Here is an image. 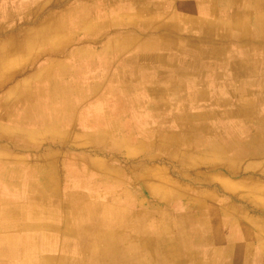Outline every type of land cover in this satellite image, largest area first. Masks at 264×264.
<instances>
[{"label": "crops", "instance_id": "obj_1", "mask_svg": "<svg viewBox=\"0 0 264 264\" xmlns=\"http://www.w3.org/2000/svg\"><path fill=\"white\" fill-rule=\"evenodd\" d=\"M34 1L47 66L66 70L52 79L84 93L48 120L71 151L4 199L28 208V259L264 264V0Z\"/></svg>", "mask_w": 264, "mask_h": 264}, {"label": "rangeland", "instance_id": "obj_2", "mask_svg": "<svg viewBox=\"0 0 264 264\" xmlns=\"http://www.w3.org/2000/svg\"><path fill=\"white\" fill-rule=\"evenodd\" d=\"M14 4L19 3H17V0H0V56L3 57L5 55L0 62V100L7 97V102L4 99L0 102V238L7 234V230L2 229L4 225H2L1 220L7 222L4 218L7 217V212L11 211L13 214L10 216L8 234H13L15 235L14 237L17 236L13 240L16 245L28 250L27 244H23L22 239H20L21 229L18 228L19 224L24 222L22 219L26 218V210L28 208H21L19 205H4V199L6 196H11L16 192L18 194H21L22 190L24 192L22 185H24L23 182L27 183L28 179L21 180V178L31 168V161H41L40 156L47 158L49 155L46 156L45 154L48 152H50L49 154H53L54 152L56 155L57 153L67 155L71 151L69 147L71 140L67 127L60 128L62 129L60 131H55L54 129L56 128L41 124L40 127L34 126L35 128L28 130L27 122L18 123L14 122V119H3V114H7L5 117L9 116L13 118L17 115H23L25 119L27 118L23 112L28 105L27 100L24 98L28 91L32 92V100H36V105L53 106L55 103H58V101H53L52 97L49 96L51 93L49 91L50 88L57 87V80L55 83L51 80H53V77L58 76L60 71H66L65 69H55L47 66V55L50 56L53 53L48 51L43 52V50H50L51 46L48 45V42H43L40 36V38L37 36V32L43 27L41 6L34 0L30 4H23L22 6L16 5L15 7ZM66 6H61V9H64ZM25 9L27 10L24 12V16L21 13L19 14V12ZM37 10L41 11L42 15L35 16ZM31 39H40V43L36 47L29 49L26 42ZM50 43L53 44L52 40ZM59 44L57 43V45ZM24 81H30L28 83L31 86L29 89L28 85L26 87L25 85H20ZM16 85H19L17 89L15 88ZM72 87L74 86L72 85ZM14 89H16L15 92ZM69 99L68 95L61 101L69 104ZM5 102L6 106H4ZM57 105L60 106L61 104ZM68 108H65L62 112H67ZM71 135L74 137V134ZM84 140L83 138H77L76 143L73 141V146L71 147L74 149L77 146V151L84 149ZM93 152L96 153L95 151ZM102 153L97 151V155H101ZM39 161L38 164H35L38 172L44 170H47V172L51 171L52 165H46ZM25 177H28V175H25ZM52 183L55 185L57 181L53 180ZM16 211L18 213L14 214ZM20 217L23 218L21 219ZM1 245L3 246V244ZM42 247L39 246V248ZM48 247L49 245L44 246V248ZM37 255L34 254L33 261H30V263H36ZM17 263L22 264L19 258L12 255H1L0 253V264Z\"/></svg>", "mask_w": 264, "mask_h": 264}, {"label": "bare ground", "instance_id": "obj_3", "mask_svg": "<svg viewBox=\"0 0 264 264\" xmlns=\"http://www.w3.org/2000/svg\"><path fill=\"white\" fill-rule=\"evenodd\" d=\"M26 0H17V2L19 3V4H14V6L16 7V5L17 6H22L23 4H24V2H25ZM66 1V0H65ZM111 1V0H110ZM114 1V0H113ZM115 2V1H114ZM130 3H131V1H130ZM186 3V2H185ZM148 4H149V2H148ZM152 4H154V3H152ZM195 4V3H194ZM128 5V4H127ZM131 5V4H130ZM129 5V6H130ZM127 7V6H126ZM130 8V7H129ZM135 9V8H134ZM27 9H25V10H23V11H21V12H19V14L21 13V14H23V16H24V12L26 11ZM215 10V9H214ZM141 11V10H140ZM36 15L35 16H37V15H40V13H39V11L37 10L36 11ZM26 15H27V13H26ZM212 15V14H211ZM140 19V18H139ZM44 27V26H43ZM41 28V30L43 31L44 30V28H49V27H51V26H45L44 28ZM163 31V30H162ZM50 33V32H49ZM160 33V32H159ZM50 34H52V32L50 33ZM144 34V33H143ZM37 36L39 37L40 36V33L39 32H37ZM186 36V35H185ZM40 38V37H39ZM54 39V38H53ZM40 39H31V40H29L28 42H26V45L28 46V48L29 49H31V47H36L40 42ZM230 44H231V42H230ZM205 46H207V45H205ZM199 48H200V46H199ZM208 48V47H207ZM57 49H59V46L57 47ZM183 50V49H182ZM5 57V55H3V57L2 56H0V62L2 61V59ZM5 60V59H4ZM3 60V61H4ZM58 64H60V63H57V67H58ZM0 65H1V63H0ZM144 71V70H143ZM146 71V70H145ZM128 72V71H127ZM147 72V71H146ZM142 73H140V75H141ZM64 75V72L63 71H61V73L59 74V76H61V77H64L63 76ZM148 75V74H147ZM138 76V75H137ZM58 77V76H57ZM141 77V76H140ZM162 77V76H161ZM175 78V77H174ZM232 79V78H231ZM238 79H240V78H238ZM159 80V79H158ZM164 80V79H163ZM201 80H202V78H201ZM235 80V79H234ZM51 81H53L54 83H55V81L56 80H51ZM71 81L72 80H57V87H55V88H50V90L49 91H51V93L49 94V96L50 97H52V100L53 101H58V103H55L53 106H50V105H45V106H43V105H40V104H38V105H36V100H32V92L31 91H28L27 92V94H26V97H24L26 100H27V102H28V105L26 106V108L24 109V115H26L27 117H32L35 113H37L38 114V116H40V118H39V122H41L40 124H44V125H49L48 123H49V121L48 120H54V119H56L55 117H53L54 115H57V114H60V112H62V111H64L65 110V108L67 109L68 108V103H66L65 101H61L63 98H65L66 96H68V95H70V96H73V95H76V96H78V94H80V96H82V94L84 93V90L83 89H80V88H76L75 89V87H72V84H71ZM143 81V80H142ZM197 81V80H196ZM239 81V80H238ZM148 82V81H147ZM184 82V81H183ZM186 82V81H185ZM28 83H30V81H24L22 84H20V85H25V87L28 85V89L31 87ZM153 83H155V82H153ZM148 84H150V83H148ZM215 84V83H214ZM237 84V83H236ZM223 85V84H222ZM239 85V84H238ZM19 85H16L15 86V88L17 89V87H18ZM150 86V85H149ZM166 86V85H165ZM215 86V85H214ZM166 88V87H165ZM16 89H14V92L16 91ZM148 89V88H147ZM216 89V88H215ZM227 89V88H226ZM239 89H241V88H239ZM238 89V90H239ZM192 90V89H191ZM195 90V89H194ZM213 90V89H212ZM233 90V89H232ZM236 90V89H235ZM242 90H243V88H242ZM172 91V90H171ZM216 91V90H215ZM241 91V90H240ZM13 92V93H14ZM12 93V94H13ZM215 93V92H214ZM12 94H10V95H12ZM9 95V96H10ZM239 95V94H238ZM211 97V96H210ZM5 100L6 101V99H7V97L6 98H2L1 100H0V102H2V100ZM25 99H23V100H25ZM60 101V102H59ZM7 102V101H6ZM6 102H5V104H4V106H6ZM228 103V102H227ZM57 104H61L62 105V107H61V105L59 106V105H57ZM115 104V103H114ZM101 107H102V105H100ZM213 106V105H212ZM193 107V106H192ZM8 108V107H7ZM61 108H63L62 110H61ZM112 109V108H111ZM114 109V108H113ZM217 109V108H216ZM220 109V108H219ZM236 109V108H235ZM191 110V109H190ZM218 110V109H217ZM100 111V110H99ZM175 111V110H174ZM217 113V112H216ZM228 113V112H227ZM232 113V112H231ZM217 115V114H216ZM229 115V114H228ZM5 116H7V114H3V119H5V120H9V119H14V118H12V117H5ZM225 117V116H224ZM135 118V117H134ZM221 118V117H220ZM212 119H215V118H212ZM24 120V119H23ZM23 120H15L14 119V122H18V123H22L23 122ZM198 121H200V120H198ZM31 121H28V123H30ZM179 122H181V121H179ZM216 122V121H215ZM209 123V122H208ZM191 124V123H190ZM55 126V125H54ZM217 127V126H216ZM151 128V127H150ZM154 128V127H153ZM156 129V128H155ZM152 131V130H151ZM150 136V135H149ZM44 145V144H43ZM56 147V146H55ZM70 147V146H69ZM81 150V149H80ZM17 151V150H16ZM90 151V150H89ZM88 152V151H87ZM105 154V153H104ZM158 159V158H157ZM121 160V159H120ZM152 162V161H151ZM73 170V169H72ZM75 170V169H74ZM73 170V171H74ZM78 170V169H77ZM76 171V170H75ZM80 174H82V172L80 173ZM68 177V176H67ZM77 177V176H76ZM215 183V182H214ZM29 184V183H28ZM201 184V183H200ZM204 184V183H203ZM199 185V184H198ZM207 185H209V184H207ZM29 186V185H28ZM33 186V185H32ZM24 188H25V186H24ZM35 188V187H34ZM42 189V188H41ZM65 189V188H64ZM63 189V190H64ZM77 189V188H76ZM25 190V189H24ZM66 190V189H65ZM103 190H105V189H103ZM35 191V190H34ZM37 191V190H36ZM35 191V192H36ZM40 191V190H39ZM82 191H84V190H82ZM101 191V190H100ZM30 192H32V190H30ZM28 193H29V191H28ZM44 193H45V191H44ZM65 193V192H64ZM23 194V193H22ZM37 194V193H36ZM42 194H43V192H42ZM228 195H230L229 193H228ZM19 196V195H18ZM37 196H39V195H37ZM23 197V196H22ZM235 198V197H234ZM88 199V198H87ZM21 201V200H20ZM68 204V203H67ZM23 206V205H22ZM41 206V205H40ZM63 206V205H62ZM67 207V206H66ZM22 208V207H21ZM35 210V209H34ZM177 210V209H176ZM23 211V210H22ZM65 211V210H64ZM24 213V212H23ZM174 213V212H173ZM7 214L8 215H6L7 217L6 218H4L7 222H5L6 224H8V222H9V220L11 219L10 218V216H12V214H13V212H11V211H8L7 212ZM64 214V213H63ZM182 214V213H181ZM24 215V214H23ZM181 216V215H180ZM181 218V217H180ZM185 218V217H184ZM186 219V218H185ZM22 220H24V219H22ZM201 220H202V218H201ZM179 221V220H178ZM1 223H3L4 224V221L3 220H1ZM5 225V224H4ZM15 225V224H14ZM152 225V224H151ZM179 226V225H178ZM19 228V227H18ZM152 228V227H151ZM154 228V227H153ZM180 228V227H179ZM188 228V227H187ZM3 229V228H2ZM9 229V228H8ZM8 229H6L7 231V234L4 236V237H2V238H0V253H1V255L2 254H5V255H12L13 257H16V258H19L20 260H21V263L22 264H31L30 263V260L28 259L29 258V255L31 254V251H29V250H26V249H22L21 248V246L19 247L18 245H16V243L13 241L16 237H14L15 235H9L8 234ZM203 229V228H202ZM211 232V231H210ZM2 233V232H1ZM29 233V232H28ZM31 233V232H30ZM70 233V232H69ZM204 233V232H203ZM3 234V233H2ZM166 234V233H165ZM181 234H183V233H181ZM186 234V233H185ZM184 234V235H185ZM38 235V234H37ZM70 235V234H69ZM206 235V234H205ZM22 236L23 235H20V239H23L22 238ZM146 236V235H145ZM144 236V237H145ZM208 236V235H207ZM1 237V236H0ZM39 237V236H38ZM203 237H206V236H203ZM66 238H68V237H66ZM65 238V239H66ZM137 238V237H136ZM2 239H3V241H2ZM69 239H70V237H69ZM149 239H150V237H149ZM208 239H210L209 237H208ZM30 240V239H29ZM74 240H76V239H74ZM187 240V239H186ZM185 240V241H186ZM68 241V240H67ZM117 241V240H116ZM184 241V240H183ZM206 241V240H205ZM23 242V241H22ZM69 242V241H68ZM135 242V241H134ZM192 243V242H191ZM210 243V242H209ZM1 244H3V246L1 245ZM24 244V243H23ZM77 244H79V243H77ZM76 244V245H77ZM257 244H258V242H257ZM69 245H71V244H69ZM147 245V244H146ZM27 246V245H26ZM147 246H149V245H147ZM165 246V245H164ZM84 249H85V247L86 246H82ZM131 247V246H130ZM252 247V246H251ZM156 248V247H155ZM258 248V247H257ZM84 249H81V252H83L84 253ZM132 249V248H131ZM25 250V251H24ZM85 250H87V249H85ZM145 250V249H144ZM153 250V249H152ZM176 250H177V248H176ZM87 251H89V253L91 254V255H97V254H99V253H101L100 251L99 252H95L94 253V248H92V250L90 249V250H87ZM113 251V250H112ZM111 251V252H112ZM139 251V250H138ZM173 251V250H172ZM133 252V251H132ZM261 252V251H260ZM139 254V253H138ZM154 254V253H153ZM246 254V253H245ZM248 254V253H247ZM196 255V254H195ZM247 256V255H246ZM250 256V255H249ZM97 257V256H96ZM99 257V256H98ZM116 257H117V255H116ZM153 257V256H152ZM7 258V257H6ZM95 258V257H94ZM108 258V257H107ZM144 258V257H143ZM11 259V258H10ZM152 259V258H151ZM262 259V258H261ZM107 260V259H106ZM141 261V260H140ZM143 261V260H142ZM254 261V260H253ZM115 262V261H114ZM117 262V261H116ZM179 262V261H178ZM260 262V261H259ZM17 264H19V263H17Z\"/></svg>", "mask_w": 264, "mask_h": 264}]
</instances>
